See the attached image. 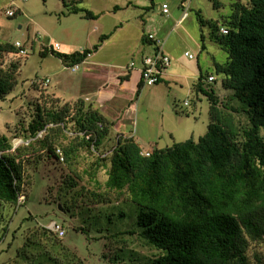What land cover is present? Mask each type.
Wrapping results in <instances>:
<instances>
[{
  "label": "trees",
  "instance_id": "16d2710c",
  "mask_svg": "<svg viewBox=\"0 0 264 264\" xmlns=\"http://www.w3.org/2000/svg\"><path fill=\"white\" fill-rule=\"evenodd\" d=\"M185 1L181 0L182 10ZM212 1L216 8L223 6L219 0ZM62 3L64 15L98 17L76 6V0ZM229 8V14L215 20L195 11L201 50L205 49L206 27L207 37L226 53L224 61H213L214 72L221 75V86L226 90L224 98L211 86L216 81L213 74H199L193 84L196 96L201 93L208 100L205 133L197 139L190 137L170 146L154 147L147 150L148 155L133 135L119 134L113 146L97 157L92 170L82 171L98 190L81 189L77 199L85 197L91 204L116 200L135 204L137 231L126 229L119 234H135L157 252L151 257L134 253L137 262L131 264H263L257 250L255 261L251 260L249 249L264 244V0H230ZM220 27L227 32H221ZM108 37L101 34L100 42L91 48L63 53L49 47L41 55L50 53L69 67L82 63ZM141 41L154 45L151 54L160 48L146 34H142ZM22 48L0 42V56L20 54ZM19 66L18 62L6 67L0 63V99L13 89ZM209 76H213L211 82L207 81ZM141 88L142 82L136 94ZM51 100L56 102L55 107L37 106L26 126L20 125L26 140L23 145L13 148L11 140L0 135V204L17 206L18 196L27 195L21 160L24 149L37 145L36 151L58 158L59 147L63 160L70 164L76 149L98 151L109 138L113 121L82 98L61 101L53 96ZM53 132L60 140L69 141H59L56 146ZM39 158L37 155L31 160L35 163ZM100 167L106 174L102 184L96 178ZM76 177L79 174L75 171L67 175L58 190L63 194L73 191L77 188ZM54 198L61 209L68 211L69 199L61 202L60 197ZM33 232L38 243L52 253L50 259L55 264L56 259L58 264L80 263L75 259L77 254L63 245L61 250L66 254L56 256V244L60 243L56 233L45 226ZM115 241L126 242L123 236Z\"/></svg>",
  "mask_w": 264,
  "mask_h": 264
},
{
  "label": "rangeland",
  "instance_id": "374dc122",
  "mask_svg": "<svg viewBox=\"0 0 264 264\" xmlns=\"http://www.w3.org/2000/svg\"><path fill=\"white\" fill-rule=\"evenodd\" d=\"M65 1L68 4L71 2ZM219 1L223 6L216 8L212 0H186L183 6H187L188 15L177 23L183 12L181 0H76V6L98 14L95 19L74 13L64 15L62 0L15 3L0 0V42H19L25 49V54L4 53L0 56L2 67L11 62L20 65L13 89L0 99V135H6L13 148L23 145L26 140L20 125L26 126L35 115L37 106L49 109L56 105L51 100L53 96H58L61 101H70L76 98L75 92L85 90V85L79 82L86 70L85 64H78V70L71 72L50 53L42 56L44 48L58 42L59 52L71 53L91 48L100 42L101 34H109V38L99 47V55L113 56L109 60L114 61L115 65L125 64L133 56L135 60L138 59L139 52L136 53V50L143 25L141 18L146 20V15L150 14L145 29L152 32L158 30L157 37L162 43L175 47L170 64L175 76L160 83L145 85L141 96L134 101L137 108H132L129 119L122 122L120 128L135 136L143 150L170 146L190 137L197 139L205 133L209 123L208 100L201 93L196 96L193 84L200 72L204 77L213 74L216 81L211 86L224 98L226 90L221 86V75L215 74L212 62L224 61L226 53L207 37L206 27L203 28L205 49L201 50L200 26L195 11L200 10L205 18L219 19L230 13V0ZM163 3L168 6V14L161 12ZM7 8L15 10V15L7 16ZM120 25V29L115 30ZM185 52L194 55V58H188ZM110 65H106V68H110ZM193 74L196 76L193 77ZM45 78L49 82L43 86ZM51 134L55 135L56 146L60 145L59 141L62 144L69 141L64 138L60 140L56 132ZM57 134L60 135L59 132ZM115 136L113 134L106 139L98 151L79 147L70 164L60 157L49 158L45 151H36L37 145L22 151L25 153L21 160L24 162L27 195L20 205L0 204V264H55L50 259L52 253L43 243H38L33 232L50 221L61 224L64 229L60 243L56 244V256L58 253L59 256L66 254V250H61L63 245L78 255L75 259L80 261L79 264H131L137 262L134 261L137 254L139 257H151L157 252L135 234H119L126 229L137 231V210L131 201L91 204L85 197L77 199L81 189L98 190L82 171L92 170L97 157L113 146ZM37 155L40 158L33 163L31 159ZM26 159L31 162L28 164ZM73 171L79 174L75 178L77 188L63 194L58 187ZM96 178L99 184L104 182L105 168L97 169ZM55 196L60 197L61 202L69 199L66 203L68 211L55 203ZM117 236H123L126 242H116ZM253 246L249 249L251 260L255 261L254 250H257L264 264V244Z\"/></svg>",
  "mask_w": 264,
  "mask_h": 264
},
{
  "label": "crops",
  "instance_id": "0c3cea01",
  "mask_svg": "<svg viewBox=\"0 0 264 264\" xmlns=\"http://www.w3.org/2000/svg\"><path fill=\"white\" fill-rule=\"evenodd\" d=\"M187 15L188 13L184 16V13L182 12L181 16L177 19V23H180L184 18H186ZM150 18V14H147L146 20ZM146 20H143V18H141L142 24L144 26H141L138 36L139 45L136 53L139 52V54H137V60H135V56H133L129 62H125V64L121 65H115L113 63L114 61L109 60L113 56L99 55V47L101 48V46L103 45L102 43V45L100 44L98 49L88 55L82 62L85 64L86 70L84 74L80 76L79 82L80 84L83 83L85 85V90L81 92H75L76 98L70 101H74L77 98H82L87 104H91L94 108H97L100 112H102L107 119L113 121L114 124L112 126L109 137L113 136V134H116V138L119 134L132 135L131 133L124 132L120 128V124L129 119V114L131 113L133 107L137 108L134 101L138 96H141V94L143 93V88L145 86L142 83L140 92L136 94L138 84L142 82L140 75L141 59L144 55H149L154 50L153 44L142 43V34L148 35V33H150L155 35V40L158 41V47H160L162 51L169 56L170 64L174 55L173 52L175 47L162 43L161 39L157 37L158 30L157 32H152L151 30L145 29ZM120 27L121 25L116 26L115 30L120 29ZM49 47L51 48L50 44ZM131 61H134L135 64L130 68L129 64ZM108 64L111 65L108 66L110 68L107 69L106 65ZM170 64L165 68L160 76V79L162 81L168 80L169 77L175 76L173 70L170 69ZM198 68L200 70L199 66ZM195 76L196 74H193V77ZM94 104L99 106L97 107ZM133 137L135 138V136Z\"/></svg>",
  "mask_w": 264,
  "mask_h": 264
},
{
  "label": "built area",
  "instance_id": "2783aa9c",
  "mask_svg": "<svg viewBox=\"0 0 264 264\" xmlns=\"http://www.w3.org/2000/svg\"><path fill=\"white\" fill-rule=\"evenodd\" d=\"M16 1H26V0H11V3H15ZM11 7V6H10ZM161 10L163 14H168V6L167 4L163 3L161 6ZM15 10L11 8L5 9V14L7 16H13ZM184 16L187 14V6L185 9H183ZM220 31L223 33H226L227 30L224 27H220ZM149 39L155 40L154 36L152 34L147 35ZM158 44V41H157ZM14 45L16 47H21V44L19 42H15ZM52 49L59 50L60 44L58 42H55L50 45ZM20 54H25V49H20ZM185 55H187L189 58H193L194 55L185 52ZM135 64L134 61H131L129 64V67H133ZM170 64V58L169 56L162 51L161 48H158L156 51H154L153 54L143 56L141 59V69H140V75H141V81L143 85H153L156 84L159 81V78L162 74V72L165 70L166 67ZM68 69L71 70V72H76L78 70V64L69 66ZM213 80V76H209L207 78L208 82H211ZM49 82L48 78H45L44 81H42V85L46 86ZM185 104L187 105V101H185ZM42 131L38 132V136H41ZM57 154L59 155L60 159L63 160V154L61 149H56ZM145 155H148V151L144 152ZM25 200V196L23 194H20L18 196L17 202L19 204L23 203ZM47 229L50 231L56 233L59 237L64 235V229L61 224H58L55 221H50L47 225H45Z\"/></svg>",
  "mask_w": 264,
  "mask_h": 264
}]
</instances>
